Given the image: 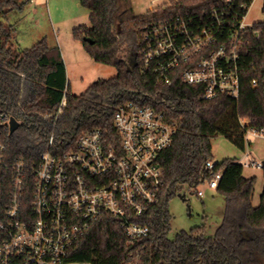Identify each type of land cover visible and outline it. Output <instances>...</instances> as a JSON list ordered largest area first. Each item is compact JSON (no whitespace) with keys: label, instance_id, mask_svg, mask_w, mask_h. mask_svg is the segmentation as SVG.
Listing matches in <instances>:
<instances>
[{"label":"trees","instance_id":"16d2710c","mask_svg":"<svg viewBox=\"0 0 264 264\" xmlns=\"http://www.w3.org/2000/svg\"><path fill=\"white\" fill-rule=\"evenodd\" d=\"M244 3L248 0H169L137 15L131 0H80V6L89 11L90 26L74 28L72 36L92 61L115 68L116 76L96 80L74 95L60 49L50 47L45 38L20 49L9 17L22 12L24 3L0 0V111L19 122L18 128L5 137L10 160L36 162L47 150L60 155L73 148L77 138L91 128L114 136L113 115L127 102L155 109L176 128L171 146L158 157L164 183L158 200L136 220L148 226V236L128 240L118 219L104 214L73 243L69 262L264 264V168L263 190L254 207L255 178H245L243 165L235 159L215 163L213 172L222 173L215 191L223 197L224 209L212 236H207L202 226L181 230L169 238L168 207L185 184L198 187L201 174L211 177L203 165L213 160L214 138L224 137L243 151L245 127L241 121L246 120L248 127L264 129V27L257 26L263 30L261 36L250 38L241 54L238 99L220 95L204 100L200 87L185 84L175 72L167 85L158 74L143 70L140 59L142 32L150 22L229 6L242 14L240 5ZM224 20L236 25L231 15ZM254 78L259 83L257 88L250 84ZM51 134L53 143L49 147Z\"/></svg>","mask_w":264,"mask_h":264},{"label":"built area","instance_id":"2783aa9c","mask_svg":"<svg viewBox=\"0 0 264 264\" xmlns=\"http://www.w3.org/2000/svg\"><path fill=\"white\" fill-rule=\"evenodd\" d=\"M252 2L240 5L242 14L228 5L150 22L142 32V69L158 74L167 85L175 72L185 84L200 87L204 100L220 95L238 99L241 54L250 38L261 36L257 26L264 27V0L263 19L246 23ZM230 15L236 25L225 22ZM250 84L259 85L255 78ZM11 118L0 111V264H88L69 262V250L104 214L118 219L128 240L148 236V226L136 220L157 202L164 185L158 157L173 142V122L151 107L127 102L113 115L114 136L91 128L70 150L60 155L47 150L28 163L8 158L5 137ZM241 125L245 137L264 138L263 128L248 127L246 120ZM52 143L51 134L48 146ZM215 163H204L203 170L212 175L203 173L200 179L211 190L222 175L213 172ZM245 166L264 168L253 160ZM194 193L204 196L197 187Z\"/></svg>","mask_w":264,"mask_h":264},{"label":"rangeland","instance_id":"374dc122","mask_svg":"<svg viewBox=\"0 0 264 264\" xmlns=\"http://www.w3.org/2000/svg\"><path fill=\"white\" fill-rule=\"evenodd\" d=\"M16 1L24 3L22 12L12 13L9 17V21L16 28V44L20 49H27L45 38L50 47L57 46L62 53L67 81L74 95L84 92L96 80L116 76L115 68L92 61L80 42L72 36L74 28L90 26L89 11L80 6V0ZM262 1L253 0L247 12L246 23L263 19ZM168 2L169 0H131V6L135 14L141 15ZM211 154L214 162H221L226 158L235 159L243 165L245 178H255L252 205L258 206L263 190L262 169L246 167L245 164L250 160L264 161V138L247 134L242 151L219 136L211 141ZM197 189L204 191L203 197H197L194 188L185 184L169 201V238H174L181 230L189 231L202 226L205 227V234L212 236L219 226L224 209L223 197L206 185H200ZM179 195H184V198L181 199Z\"/></svg>","mask_w":264,"mask_h":264},{"label":"water","instance_id":"95a60500","mask_svg":"<svg viewBox=\"0 0 264 264\" xmlns=\"http://www.w3.org/2000/svg\"><path fill=\"white\" fill-rule=\"evenodd\" d=\"M19 126V122L16 121L14 118H11L10 120V134H12ZM264 166V161L262 162ZM181 199L184 198V195H179Z\"/></svg>","mask_w":264,"mask_h":264},{"label":"crops","instance_id":"0c3cea01","mask_svg":"<svg viewBox=\"0 0 264 264\" xmlns=\"http://www.w3.org/2000/svg\"><path fill=\"white\" fill-rule=\"evenodd\" d=\"M61 52V51H60ZM63 55H64V53H63ZM61 56H62V53H61ZM65 56V55H64ZM65 69H66V66H65ZM67 71V70H66ZM66 75H67V72H66Z\"/></svg>","mask_w":264,"mask_h":264}]
</instances>
